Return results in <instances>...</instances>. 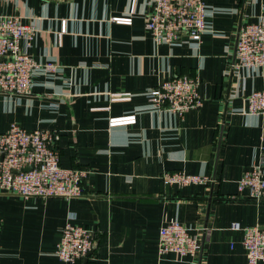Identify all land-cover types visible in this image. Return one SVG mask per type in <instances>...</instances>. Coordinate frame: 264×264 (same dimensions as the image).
<instances>
[{"label": "crops", "instance_id": "1", "mask_svg": "<svg viewBox=\"0 0 264 264\" xmlns=\"http://www.w3.org/2000/svg\"><path fill=\"white\" fill-rule=\"evenodd\" d=\"M206 2L201 42L184 34L169 45L146 28L152 0H0L2 14L39 28L29 54L61 66L36 75L29 94L0 91V133L12 122L52 130L62 165L87 171L81 196L0 192V264H248L244 230L231 225L264 227V200L238 190L264 161V114L242 112L247 95L264 89V66L234 63L238 30L264 21V0ZM177 75L200 80L203 105L183 115L151 111L150 90ZM136 112V123L110 126ZM172 171L215 181L168 184L163 174ZM175 218L200 237L195 256L160 252V228ZM68 221L95 232L77 263L56 254Z\"/></svg>", "mask_w": 264, "mask_h": 264}, {"label": "built area", "instance_id": "2", "mask_svg": "<svg viewBox=\"0 0 264 264\" xmlns=\"http://www.w3.org/2000/svg\"><path fill=\"white\" fill-rule=\"evenodd\" d=\"M206 0H152V10L146 18V28L158 44L176 45L184 34L201 42L208 29ZM120 23H131L132 18H114ZM66 27L62 29V32ZM39 28L32 21L25 22L17 14L0 11V91L13 94H29L33 90L34 77L55 73L61 67L53 61L41 62L29 54L37 38ZM24 44V46H23ZM264 66V21L242 24L236 42V70ZM130 94H117L113 100H126ZM151 111L183 115L203 105L200 80L189 75H177L165 80L149 92ZM243 113L264 114V89L247 95ZM138 112L113 116L110 126L129 125L137 121ZM57 135L47 129H27L17 122L0 133V192H12L23 197H65L84 194L87 171L77 167H65L55 147ZM168 184L190 185L215 181L205 174H189L185 171L165 172ZM240 193L248 192L249 198L264 200V161L252 164L238 180ZM232 229L244 230L243 244L248 264L264 261V227H243L233 222ZM95 247L92 228L66 222L57 244V256L66 262L77 263L86 258ZM202 242L191 228L179 219H172L160 228L159 250L175 253L180 258L195 256Z\"/></svg>", "mask_w": 264, "mask_h": 264}, {"label": "water", "instance_id": "3", "mask_svg": "<svg viewBox=\"0 0 264 264\" xmlns=\"http://www.w3.org/2000/svg\"><path fill=\"white\" fill-rule=\"evenodd\" d=\"M210 205V204H209ZM203 212L204 213H209V206L207 207V208H205L204 210H203ZM91 254V253H90ZM90 254H88V256L90 255ZM86 262V259L83 261V263H85Z\"/></svg>", "mask_w": 264, "mask_h": 264}]
</instances>
